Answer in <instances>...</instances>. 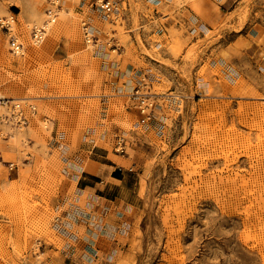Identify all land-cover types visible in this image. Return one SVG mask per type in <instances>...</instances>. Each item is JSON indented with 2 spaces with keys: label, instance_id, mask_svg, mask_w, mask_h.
I'll return each instance as SVG.
<instances>
[{
  "label": "rangeland",
  "instance_id": "rangeland-1",
  "mask_svg": "<svg viewBox=\"0 0 264 264\" xmlns=\"http://www.w3.org/2000/svg\"><path fill=\"white\" fill-rule=\"evenodd\" d=\"M93 2L0 0L24 44L0 36V94L26 98L0 100V264H80L58 253L51 203L61 150L93 143L133 160L140 201L129 243L81 264H264V0H113L112 19ZM29 6L52 18L36 46Z\"/></svg>",
  "mask_w": 264,
  "mask_h": 264
},
{
  "label": "crops",
  "instance_id": "crops-1",
  "mask_svg": "<svg viewBox=\"0 0 264 264\" xmlns=\"http://www.w3.org/2000/svg\"><path fill=\"white\" fill-rule=\"evenodd\" d=\"M61 151L66 192L51 203L57 214L52 229L63 244L60 257L80 264L115 257L130 241L135 225L130 217L140 201L131 175L133 160L115 154L112 158L94 143L74 152Z\"/></svg>",
  "mask_w": 264,
  "mask_h": 264
},
{
  "label": "built area",
  "instance_id": "built-area-1",
  "mask_svg": "<svg viewBox=\"0 0 264 264\" xmlns=\"http://www.w3.org/2000/svg\"><path fill=\"white\" fill-rule=\"evenodd\" d=\"M93 4L100 9L105 18L112 19L118 16V9L115 7L113 0H94ZM11 23L12 21L10 19L0 21V36L6 39L10 50L9 52L12 55L19 54L22 56L23 48L21 42H19V38L13 32ZM44 30L43 26L33 27L31 29L32 41H35L36 44L40 43L43 38L42 35ZM83 38L87 43L94 40V36L91 34L90 29L87 26L83 27ZM144 81L145 79L142 78V85L135 88L129 96L132 104L131 107L136 111L138 115V124L141 126L148 124L152 120L155 109L154 101L152 100L151 94L147 90V84ZM12 110V120H14L18 125H25L27 123V119L21 111L19 105H13ZM114 150L119 154L125 153L124 139L118 135H116L114 140Z\"/></svg>",
  "mask_w": 264,
  "mask_h": 264
},
{
  "label": "bare ground",
  "instance_id": "bare-ground-1",
  "mask_svg": "<svg viewBox=\"0 0 264 264\" xmlns=\"http://www.w3.org/2000/svg\"><path fill=\"white\" fill-rule=\"evenodd\" d=\"M28 10H27V14H28V17H29V22L30 23H32V24H34V26H32L31 28H30V33H29V35H30V43L32 44V45H37V44H39V43H35V41H32V39H31V29L33 28V27H36L35 25L36 24H43V23H45V25H41V26H43L44 27V33H43V35L42 36H44V34H45V32H46V26H48L49 24H50V22L52 21V18H49V16L47 15V14H45L44 12H42V11H40V8L39 7H37V6H29L28 8H27ZM2 13V11H0V14ZM27 17V16H26ZM9 19H10V17H9ZM7 20V19H6ZM14 25H15V22H14ZM27 26H28V24H27ZM17 35V34H16ZM17 37H18V35H17ZM19 38V37H18ZM19 42H21V40L19 39ZM84 43H85V45H89V44H91L92 42H89V43H87L86 41H84ZM21 45H22V48L24 49V44L21 42ZM23 55V54H22ZM14 56H20L19 54L18 55H14ZM26 99V98H25ZM25 99H19V98H16V97H8V96H1V94H0V100H8V102H12L13 100H25ZM30 110L32 111V112H34L35 111V108L32 106L31 108H30ZM138 116V115H137Z\"/></svg>",
  "mask_w": 264,
  "mask_h": 264
}]
</instances>
